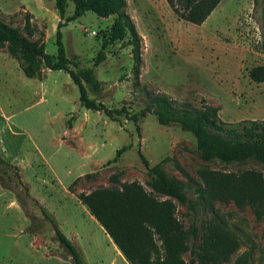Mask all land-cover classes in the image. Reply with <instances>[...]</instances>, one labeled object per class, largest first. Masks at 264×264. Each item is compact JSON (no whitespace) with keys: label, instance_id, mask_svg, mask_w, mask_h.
<instances>
[{"label":"rangeland","instance_id":"1","mask_svg":"<svg viewBox=\"0 0 264 264\" xmlns=\"http://www.w3.org/2000/svg\"><path fill=\"white\" fill-rule=\"evenodd\" d=\"M72 10V0H65L59 19L54 0H0V18L39 38L52 56L58 29L65 55L72 61L68 66L92 69L100 89L84 83L86 93L108 107L123 106L127 114L135 113L148 95L161 92L190 106L212 104L226 122L264 120V81L247 75L251 66L264 63L261 12L253 0H219L199 24L178 17L165 0H126L124 10L140 36L136 76L128 33L103 44L114 15L85 10L66 21ZM58 21L64 23L57 27ZM100 49L104 59L95 65L93 58ZM122 145L127 147L112 159ZM137 149L149 165L167 156L162 167L181 179L185 177L172 159L197 179L203 167L253 168L264 178V166L254 158L203 159L190 131L176 122L159 124L153 113L134 123L123 113L113 120L85 108L66 71L44 67L41 77H27L0 46V264H73L40 207L85 264H126L76 194L110 184V174L136 180L149 190ZM187 195L193 209L172 199L178 219L198 226L215 215L242 238L229 261L248 249L249 264H264V211L256 216L247 205L239 207L232 200L214 199L209 207L193 192ZM188 256L183 253L185 259Z\"/></svg>","mask_w":264,"mask_h":264},{"label":"trees","instance_id":"2","mask_svg":"<svg viewBox=\"0 0 264 264\" xmlns=\"http://www.w3.org/2000/svg\"><path fill=\"white\" fill-rule=\"evenodd\" d=\"M165 1L178 17L193 24L201 23L219 2ZM72 2V14L64 18L66 21L81 15L85 10L97 15H114L103 44L122 39L128 33L127 43L131 45L133 59L132 71L136 76L140 59V36L124 10L126 0ZM253 5H258L261 12L259 28L261 46L264 48V0H253ZM54 7L61 19L65 12V0H54ZM63 23L58 21L57 27ZM29 34L30 32L24 33L19 27L0 18V46L17 60L23 75L41 77L44 67L62 69L77 86L79 103L85 108L99 110L113 120H117L123 113L134 123L139 116L153 113L159 124L176 122L190 131L203 159L214 158L231 162L254 158L264 166L263 119L226 122L219 118L217 107L212 104L203 101L198 106H190L184 102L179 103L161 92L148 95L143 108L127 114L123 106L108 107L87 95L84 83L98 91L100 82L90 67L72 69L68 66L72 61L65 55L58 29L55 34L54 56L45 51L43 41L31 38ZM102 59L104 53L100 49L93 58V64H98ZM247 75L252 81H264V63L251 66ZM134 83L137 81L134 80ZM126 147L127 145H122L117 148L112 159ZM137 153L149 178V190L136 180L124 181L116 174H110V184H98L87 192L80 191L76 194L77 199L130 264H249L248 249L242 250L229 261L230 254L239 247L242 238L226 221L211 215L203 219L198 226L193 222L186 226L176 217L172 199L193 209V200L187 195V191H191L209 207L214 199L232 200L239 207L247 205L256 216H260L264 211V178L261 171L253 168L222 171L203 167L198 170L197 179L176 159H172L174 166L185 177L181 179L168 174L162 167L161 161L167 156L149 165L139 149ZM162 195L166 197H160ZM40 211L51 222L58 242L68 251L72 263L85 264L80 253L57 227L51 215L43 207H40ZM185 252L189 253L187 259L183 257Z\"/></svg>","mask_w":264,"mask_h":264},{"label":"crops","instance_id":"3","mask_svg":"<svg viewBox=\"0 0 264 264\" xmlns=\"http://www.w3.org/2000/svg\"><path fill=\"white\" fill-rule=\"evenodd\" d=\"M91 215V214H90ZM93 217V216H92ZM96 221V220H95ZM97 222V221H96ZM99 225V224H98ZM100 226V225H99ZM101 227V226H100ZM103 230V229H102ZM105 233V232H104ZM106 234V233H105ZM107 235V234H106ZM109 242L112 245L113 250L115 251V253L126 263V264H130L122 255V253L120 252V250L118 249V247L115 245V243L109 238V236L107 235Z\"/></svg>","mask_w":264,"mask_h":264}]
</instances>
